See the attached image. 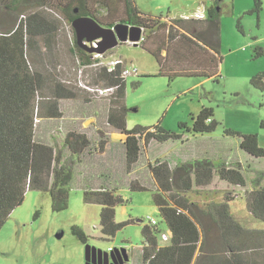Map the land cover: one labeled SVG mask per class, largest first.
Here are the masks:
<instances>
[{"label":"trees","instance_id":"trees-1","mask_svg":"<svg viewBox=\"0 0 264 264\" xmlns=\"http://www.w3.org/2000/svg\"><path fill=\"white\" fill-rule=\"evenodd\" d=\"M220 1L213 0L202 19L173 17L167 23L161 21L162 14L141 12L134 0H0L7 18L0 19V228L10 212L22 203L28 190L48 192L53 211L66 209L74 164L94 156L101 158L99 163L114 158L110 151L100 156L109 134L100 129L94 134L79 130L80 121L64 122L67 130L61 146L44 142L38 133L36 137V125L40 121L60 123L62 100L77 98L74 87L54 71L63 23L72 33L70 53L80 66L92 68V78L98 82L93 84L114 87L113 93L106 97L109 104L106 124L125 135L124 170L130 173L151 140L182 142L183 133L170 132L160 124L127 128L124 103L127 78L122 77L123 66L118 64L110 71L105 65H98L97 58H92L94 52L77 44L72 21L77 16H89L105 27L120 22L140 26L143 40L139 46L156 59L158 75L169 80L192 75L206 79L219 75L222 61L217 6ZM98 5L105 8L104 14L99 12ZM260 9L261 0H254V7L249 11L257 13ZM237 27L240 29L239 22ZM253 49L254 58L264 55L262 47ZM249 82L264 91V72L251 77ZM132 85L138 86L139 82ZM83 99L85 103L95 101L88 96ZM191 120L190 127L181 122L179 128L191 133H209L218 125L211 107L201 108ZM261 126L264 127V121ZM224 133L238 136L239 147L246 153L264 157V147L259 145L256 133L231 129H225ZM148 168L155 185L153 202L170 238L168 243L160 244L157 224H144L141 228L143 264H264V229L245 228L233 218L229 206L232 196L224 195L223 201H216L210 198L212 192L196 189L209 184L215 174L230 184L245 186L241 162L217 163L203 157L170 166L167 160L155 159L148 163ZM129 187L133 191L147 189L137 180L130 181ZM83 200L100 206L99 228L104 236H114L134 222L131 218L115 220L116 206L126 201L116 187L100 184L85 189ZM246 204L252 216L264 222V186L249 190ZM72 233L82 243L87 242L79 227L73 226Z\"/></svg>","mask_w":264,"mask_h":264},{"label":"rangeland","instance_id":"rangeland-1","mask_svg":"<svg viewBox=\"0 0 264 264\" xmlns=\"http://www.w3.org/2000/svg\"><path fill=\"white\" fill-rule=\"evenodd\" d=\"M202 2L206 7L213 4V0H134L141 12L155 16L162 14L161 21L167 23L173 17L190 16L195 11L204 12ZM217 6L222 56L218 76L206 79L193 75L177 76L169 80L157 74L159 65L152 54L141 46L127 42H119L104 52L101 58H97L98 65H103L101 62L109 61L112 57H122L138 69V76L131 75L126 80L124 103L127 128L160 124L170 132L183 133L182 142H151L147 155L151 163L155 159L167 160L169 165L174 166L178 162L203 157L217 163L241 162L245 186L230 184L215 174L211 184L196 189L212 192L210 198L216 201H223L224 195L232 196L229 206L233 218L245 228L264 229V222L253 217L246 204L247 192L253 187L264 186V157L246 153L239 147L238 136L224 133L225 129L245 134L256 133L259 145L264 147V127L261 126L264 121V91L249 82L251 77L264 72V55L253 57L254 46L264 49V0H261V9L257 13L249 11L254 7V0H221ZM98 8L101 14L105 13L103 6L98 5ZM3 10L0 7V19L6 20ZM166 14L170 17L164 16ZM71 46L72 33L64 22L58 35L59 50L54 71L65 83L74 87L77 98L60 102L64 114L62 125L58 120H42L36 125V137L38 133L44 142L58 146L62 145V136L65 135L63 129L58 127H64V122L68 120L70 123L72 119L84 120L80 117L89 113L83 96L97 99L96 107L101 106L102 110L109 105L108 101H103L107 96L97 97L96 92L87 89V86L98 87V84H93L98 82L92 78V68L80 66L70 53ZM31 63L35 64L33 61ZM135 81L139 82L138 86L132 85ZM76 103L79 106L75 109L72 105ZM203 107H211L213 118L218 121L213 132L191 133L179 128L181 122L190 127L191 117L196 116ZM83 126H89V122L85 120ZM115 132L109 133L112 139L110 153L114 158L99 163L101 158L94 156L72 167L66 209L53 211L48 192L26 191L22 203L10 212L0 228V264H85L86 244L107 251L114 247L124 248L129 255L126 264H141V228L148 218L157 222L159 243L169 242V230L153 202L155 185L145 156L130 173H126L124 147L120 144L122 136ZM133 180L147 189L130 190V181ZM100 184L116 187L117 193L126 199L124 204L116 206L115 220H134L114 236H104L100 232V206L83 200L85 189L96 188ZM193 196L196 197L195 194ZM136 219H141V222H135ZM73 226L85 233L86 243L72 233Z\"/></svg>","mask_w":264,"mask_h":264},{"label":"water","instance_id":"water-1","mask_svg":"<svg viewBox=\"0 0 264 264\" xmlns=\"http://www.w3.org/2000/svg\"><path fill=\"white\" fill-rule=\"evenodd\" d=\"M75 12H77V9ZM72 27L75 31L77 44L89 52L104 53L115 47L119 42L131 41L133 45L137 46L142 36V28L140 26L120 22L113 27H105L89 16L75 17L72 21ZM94 40H97V47L88 46L87 43ZM135 222H141V219H136ZM122 251H124V248L114 247L109 251H104L94 245L86 244L85 264H106V261H108L106 257L111 258L110 264H118L114 261L113 255L115 253L120 254ZM100 255L103 256V263L97 259Z\"/></svg>","mask_w":264,"mask_h":264},{"label":"crops","instance_id":"crops-1","mask_svg":"<svg viewBox=\"0 0 264 264\" xmlns=\"http://www.w3.org/2000/svg\"><path fill=\"white\" fill-rule=\"evenodd\" d=\"M201 5H204V9H206L207 7H206V4L204 3V2H202L201 3ZM199 7V6H198ZM198 12H201V13H203L204 15H205V11L203 12V11H198ZM167 15V14H166ZM166 15H164V16H166ZM168 18L170 17V16H167ZM181 17V16H180ZM139 46V45H138ZM111 59H113V57L111 58ZM73 100V99H72ZM63 101V100H62ZM98 100H95V101H91V102H88L87 104H86V108H89L90 109V111H89V113L88 114H86V115H83L82 117H80V118H84V120L83 119H77V121H80V126H79V130H85L87 133H95V131L96 130H98V129H100V130H105L104 131V133H107V134H109V133H111V131H116V130H113L112 128H109L108 126H107V124H106V117H107V113H108V106L106 107L105 106V109L103 108V110L101 109V106H98V107H96L97 106V102ZM103 101H106L105 99H103ZM93 102V103H92ZM73 106V108H77L79 105L76 103V104H73L72 105ZM103 107H104V105H103ZM98 109H101V111L99 112L98 111ZM63 116H64V114H63ZM63 118L64 117H62L61 119H60V123H61V125H62V123H63ZM88 121L89 122V126H83V122L84 121ZM97 120V121H96ZM68 121H70V120H68ZM72 122H76V121H73V119H72ZM61 129H63V131L66 129L67 130V128H66V126H65V128L64 127H61ZM65 130V131H66ZM64 131V132H65ZM97 133V132H96ZM116 134H117V131L115 132ZM120 136H122V138H121V140H120V144H122L123 143V140L125 139V135L124 134H122V133H120ZM154 140H151L150 141V143H149V146H150V144H151V142H153ZM110 142H112V139L110 138V135H109V138H108V142H107V145H106V148H105V150H104V152L100 155V156H104L105 154H106V152L107 151H110L111 152V145H112V143H110ZM117 144V143H116ZM149 146L146 148V150H145V152L143 153V154H141L140 155V157H139V159H138V161L136 162V164H138V162L140 161V159H141V157H144L145 156V159H146V163L148 164V163H150L151 161L147 158V155H148V149H149ZM150 161V162H149ZM136 164L134 165V167L136 166ZM171 166V165H170ZM134 167H133V169H134ZM214 177V176H213ZM213 179V178H212ZM211 182H212V180H211ZM211 182L209 183V184H211ZM209 184H207V185H209ZM207 185H204V186H207ZM202 187V186H201ZM169 238H170V236H169ZM141 264H143L142 263V261H141Z\"/></svg>","mask_w":264,"mask_h":264},{"label":"built area","instance_id":"built-area-1","mask_svg":"<svg viewBox=\"0 0 264 264\" xmlns=\"http://www.w3.org/2000/svg\"><path fill=\"white\" fill-rule=\"evenodd\" d=\"M204 14L198 11L193 12L190 16H182L185 19H189V18H195V19H202L204 18ZM143 40V36H141L140 40L138 41V44H140V42ZM128 44L133 45V42L131 41H127ZM88 46L91 47H97V40H94L90 43H87ZM103 53H98V52H94L92 55V58H101ZM103 65H105L110 71L114 70L116 65L121 64L123 66V70H122V77L123 78H128V76L131 75H137L139 74L137 67L132 64L129 63L128 61H126V59L122 58V57H116L113 59H110L109 61L106 62H101ZM88 90H91L93 92H96L97 97H103V96H108L111 93H113L114 91V87H96V88H91L89 86H87ZM148 224L150 225H156L157 222L155 219H151L148 218Z\"/></svg>","mask_w":264,"mask_h":264},{"label":"flooded vegetation","instance_id":"flooded-vegetation-1","mask_svg":"<svg viewBox=\"0 0 264 264\" xmlns=\"http://www.w3.org/2000/svg\"><path fill=\"white\" fill-rule=\"evenodd\" d=\"M103 250V249H102ZM104 251H107V250H104ZM113 257H114V261L115 262H117L118 264H126L128 261H129V255H128V253H127V250L126 249H124V251H122L120 254H117V253H115L114 255H113ZM97 259L100 261V262H104V260H103V256H99V257H97ZM106 259H108V261H106V264H110L111 263V258H109V257H106ZM98 264V263H97ZM104 264V263H103Z\"/></svg>","mask_w":264,"mask_h":264}]
</instances>
